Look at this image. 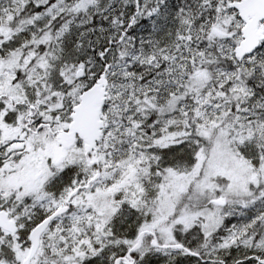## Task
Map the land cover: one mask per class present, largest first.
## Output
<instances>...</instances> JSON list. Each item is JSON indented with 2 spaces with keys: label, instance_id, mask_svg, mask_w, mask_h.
I'll return each instance as SVG.
<instances>
[{
  "label": "snow or ice",
  "instance_id": "1",
  "mask_svg": "<svg viewBox=\"0 0 264 264\" xmlns=\"http://www.w3.org/2000/svg\"><path fill=\"white\" fill-rule=\"evenodd\" d=\"M0 264H264V0H0Z\"/></svg>",
  "mask_w": 264,
  "mask_h": 264
}]
</instances>
